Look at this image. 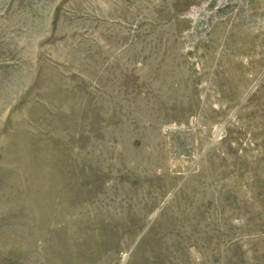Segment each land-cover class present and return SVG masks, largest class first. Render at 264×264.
Here are the masks:
<instances>
[{"label": "rangeland", "instance_id": "obj_1", "mask_svg": "<svg viewBox=\"0 0 264 264\" xmlns=\"http://www.w3.org/2000/svg\"><path fill=\"white\" fill-rule=\"evenodd\" d=\"M0 264H264V0H0Z\"/></svg>", "mask_w": 264, "mask_h": 264}]
</instances>
